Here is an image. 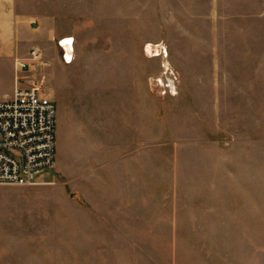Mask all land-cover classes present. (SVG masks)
<instances>
[{"label": "rangeland", "instance_id": "rangeland-1", "mask_svg": "<svg viewBox=\"0 0 264 264\" xmlns=\"http://www.w3.org/2000/svg\"><path fill=\"white\" fill-rule=\"evenodd\" d=\"M17 10L57 159L0 186V264H264V0ZM14 88L1 67L0 101Z\"/></svg>", "mask_w": 264, "mask_h": 264}, {"label": "built area", "instance_id": "built-area-1", "mask_svg": "<svg viewBox=\"0 0 264 264\" xmlns=\"http://www.w3.org/2000/svg\"><path fill=\"white\" fill-rule=\"evenodd\" d=\"M41 61L37 48L17 60L13 97L0 101V186L37 185L38 176L56 165V103L47 93L45 78L24 86L27 74L37 71Z\"/></svg>", "mask_w": 264, "mask_h": 264}, {"label": "crops", "instance_id": "crops-1", "mask_svg": "<svg viewBox=\"0 0 264 264\" xmlns=\"http://www.w3.org/2000/svg\"><path fill=\"white\" fill-rule=\"evenodd\" d=\"M29 21L19 14L17 0H0V68L6 66L13 76L14 87L16 88L15 63L22 58V53H30L31 49L25 46V29ZM12 63V67L10 66ZM14 88V91H15ZM14 94V92H13ZM13 95L4 94L3 99H11Z\"/></svg>", "mask_w": 264, "mask_h": 264}, {"label": "bare ground", "instance_id": "bare-ground-1", "mask_svg": "<svg viewBox=\"0 0 264 264\" xmlns=\"http://www.w3.org/2000/svg\"><path fill=\"white\" fill-rule=\"evenodd\" d=\"M66 48L68 50V53L71 54L72 53L71 46L68 44V45H66Z\"/></svg>", "mask_w": 264, "mask_h": 264}]
</instances>
